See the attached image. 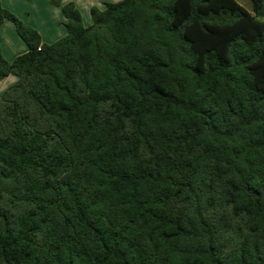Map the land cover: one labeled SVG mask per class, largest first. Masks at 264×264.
Instances as JSON below:
<instances>
[{"label": "trees", "instance_id": "trees-1", "mask_svg": "<svg viewBox=\"0 0 264 264\" xmlns=\"http://www.w3.org/2000/svg\"><path fill=\"white\" fill-rule=\"evenodd\" d=\"M61 6V0H50ZM122 0L0 80V264H264V0Z\"/></svg>", "mask_w": 264, "mask_h": 264}, {"label": "crops", "instance_id": "crops-1", "mask_svg": "<svg viewBox=\"0 0 264 264\" xmlns=\"http://www.w3.org/2000/svg\"><path fill=\"white\" fill-rule=\"evenodd\" d=\"M120 0H61V6H53L50 0H1L4 8L19 17L25 24L36 29L42 42L52 44L67 35L66 18L62 6L74 3L82 15L83 24L92 25L91 9L106 8L107 3H116ZM0 47L2 56L13 62L18 56L29 51L27 44L18 35L15 26L5 21L0 29ZM18 81L15 74H10L0 80V98L3 93Z\"/></svg>", "mask_w": 264, "mask_h": 264}, {"label": "rangeland", "instance_id": "rangeland-1", "mask_svg": "<svg viewBox=\"0 0 264 264\" xmlns=\"http://www.w3.org/2000/svg\"><path fill=\"white\" fill-rule=\"evenodd\" d=\"M122 1V0H120ZM242 6H244L245 8L249 9L250 8V3L249 0H237ZM51 3V2H50ZM55 6V5H53ZM59 7V6H57ZM82 16V15H81ZM21 38V37H20ZM22 39V38H21Z\"/></svg>", "mask_w": 264, "mask_h": 264}, {"label": "built area", "instance_id": "built-area-1", "mask_svg": "<svg viewBox=\"0 0 264 264\" xmlns=\"http://www.w3.org/2000/svg\"><path fill=\"white\" fill-rule=\"evenodd\" d=\"M262 20L264 21V17L262 18Z\"/></svg>", "mask_w": 264, "mask_h": 264}]
</instances>
